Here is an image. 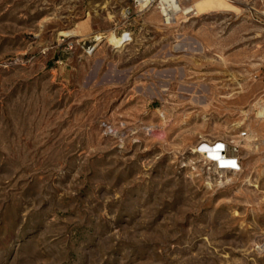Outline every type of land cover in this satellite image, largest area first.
<instances>
[{
	"label": "rangeland",
	"instance_id": "1",
	"mask_svg": "<svg viewBox=\"0 0 264 264\" xmlns=\"http://www.w3.org/2000/svg\"><path fill=\"white\" fill-rule=\"evenodd\" d=\"M181 2L0 0V264H264V25Z\"/></svg>",
	"mask_w": 264,
	"mask_h": 264
},
{
	"label": "built area",
	"instance_id": "2",
	"mask_svg": "<svg viewBox=\"0 0 264 264\" xmlns=\"http://www.w3.org/2000/svg\"><path fill=\"white\" fill-rule=\"evenodd\" d=\"M233 3L242 6L243 12L246 17L258 24L264 25V0H230ZM133 9H137L139 12L149 11L151 9H156L160 15L161 24L164 27L173 26L174 22L177 21V17L180 16L175 9V5H182L181 0H129ZM126 14L129 16L131 14L130 8L126 9ZM181 20V19H180ZM179 20V21H180ZM178 21V22H179ZM125 35L124 44L126 45L131 41L132 35L130 32H124L121 35ZM95 41L96 38H95ZM94 50V46H87V53H91ZM258 105L264 107V95H262L257 101ZM245 133L242 134L244 136ZM202 145L198 147L200 149ZM209 148L213 152L217 153L218 158H212L210 150L205 151V156L211 164L217 162V170L222 171L224 169H230L229 172H238L240 170L239 158L237 156L238 145L232 144L228 145L222 142L209 144ZM226 160L225 162H222Z\"/></svg>",
	"mask_w": 264,
	"mask_h": 264
},
{
	"label": "bare ground",
	"instance_id": "3",
	"mask_svg": "<svg viewBox=\"0 0 264 264\" xmlns=\"http://www.w3.org/2000/svg\"><path fill=\"white\" fill-rule=\"evenodd\" d=\"M176 1V0H175ZM224 2L226 3H232L230 0H223ZM175 9L176 11L178 12V14H182V15H187L189 18H193L195 15L198 14L199 11H197V9L193 6H189L188 9H181L180 5H175ZM180 17V16H179ZM179 17H177V21L174 22V24H176L179 20ZM173 24V25H174ZM125 35L126 34H123V35H120V36H117L116 33H113V32H109L107 35H103V34H97L95 37H96V40L98 42L97 45H99L100 43H102L104 41V43H108L109 45L113 46L114 48H122L125 44H124V41H125ZM59 36H77L76 33L74 32H61L59 33ZM103 43V44H104ZM97 47V46H96ZM256 109H257V113H256V116H257V119H260L262 121H264V107L258 105V103H254L253 105ZM258 120V121H260ZM257 140L256 139H252L251 137H247L245 138V144H244V148L246 149L247 153H250L253 151V149L255 148L256 146V142ZM202 146L200 147L199 150L197 149H194L193 152L195 153H199L201 154L203 157L206 155L205 154V151H209L210 150V155L212 158H218L217 156V153L213 152L212 149L209 148V144H201ZM207 159V158H206ZM226 160H223L222 162H225ZM215 165H216V169H217V162H214ZM229 171H232L230 169H224L222 170V172L224 173H227ZM234 174H237L236 172H234ZM228 179V178H227ZM230 180V178L228 179V181ZM262 250H264V246H262Z\"/></svg>",
	"mask_w": 264,
	"mask_h": 264
}]
</instances>
